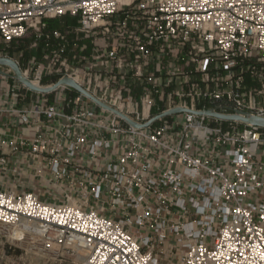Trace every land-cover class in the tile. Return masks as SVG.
Returning a JSON list of instances; mask_svg holds the SVG:
<instances>
[{
    "label": "built area",
    "instance_id": "obj_1",
    "mask_svg": "<svg viewBox=\"0 0 264 264\" xmlns=\"http://www.w3.org/2000/svg\"><path fill=\"white\" fill-rule=\"evenodd\" d=\"M66 15L105 40L84 88L106 106L8 108L48 120L27 154L53 200L0 189V237L75 264H264V0H0V39Z\"/></svg>",
    "mask_w": 264,
    "mask_h": 264
},
{
    "label": "rangeland",
    "instance_id": "obj_2",
    "mask_svg": "<svg viewBox=\"0 0 264 264\" xmlns=\"http://www.w3.org/2000/svg\"><path fill=\"white\" fill-rule=\"evenodd\" d=\"M47 30L30 31L24 38L12 43L0 39V58L13 60L22 74L42 87L55 84L63 77L78 81L83 87H94L95 76L99 68L105 65L103 54L105 40L83 33L79 30V18L64 16L50 22ZM58 31L59 37L53 32ZM0 71L7 72L8 82H19L15 68L9 64H0ZM12 76V77H10ZM72 92L76 90L72 88ZM153 113L158 108L152 109ZM159 124L156 122L155 125ZM11 239V238H10ZM11 245L0 237V264H71L68 254L63 261L45 258L35 251H27L22 244ZM83 261L77 262L81 264ZM75 264V263H72Z\"/></svg>",
    "mask_w": 264,
    "mask_h": 264
},
{
    "label": "crops",
    "instance_id": "obj_3",
    "mask_svg": "<svg viewBox=\"0 0 264 264\" xmlns=\"http://www.w3.org/2000/svg\"><path fill=\"white\" fill-rule=\"evenodd\" d=\"M53 20H48V24ZM2 73L8 75L7 72L0 71V157L7 158L8 163L4 165L5 168L0 163V189L34 191L42 200L52 201L48 190L41 189L36 160L27 154L28 146L36 137L37 126L46 127L48 120L44 117L36 119L29 114L30 122L24 123L21 116L8 111V108L15 106L18 109L30 110L37 104L64 103L66 100H73L79 92L75 89L76 93H73L71 87H61L47 93L38 92L20 81L11 84L7 80L8 77ZM14 91L17 92V97L13 95ZM73 107V104L67 107V112H71ZM11 143L18 147L17 153L13 152ZM13 168L18 171L14 172Z\"/></svg>",
    "mask_w": 264,
    "mask_h": 264
},
{
    "label": "water",
    "instance_id": "obj_4",
    "mask_svg": "<svg viewBox=\"0 0 264 264\" xmlns=\"http://www.w3.org/2000/svg\"><path fill=\"white\" fill-rule=\"evenodd\" d=\"M0 64H9L12 65L15 68V72L17 75L18 80L24 84L25 86H27L28 88L38 91V92H43V93H47V92H52L56 89H58L61 86H65L68 85L74 89H76L77 91L85 94L87 97L91 98L92 100H94L95 102H97L100 105L106 106L104 103H102L100 100H98V98H96L94 95H92L90 92H88L82 85H80L76 80H74L73 78L70 77H63L62 79L58 80L55 84L48 86V87H38V86H34L32 84V81L30 79H28L27 77H25L22 74V71L20 70V68L18 67V65L11 59H6V58H0ZM112 111L116 112L117 114H119L120 116L124 117L125 119L129 120L132 124L134 125H138L136 122L132 121L131 119H129L124 113L118 111L115 108H110ZM179 110L174 109V110H170L168 112H164L162 114H159L157 116H155L148 124L149 125L153 122H155L156 120H158L161 117H165L168 115H171L175 112H178ZM209 113V112H208ZM212 114V113H211ZM213 115L224 118V119H242L245 121H251L255 124L259 123V120L257 118L254 119H249V118H239L237 116H229V115H221V114H216L213 113Z\"/></svg>",
    "mask_w": 264,
    "mask_h": 264
},
{
    "label": "bare ground",
    "instance_id": "obj_5",
    "mask_svg": "<svg viewBox=\"0 0 264 264\" xmlns=\"http://www.w3.org/2000/svg\"><path fill=\"white\" fill-rule=\"evenodd\" d=\"M75 80V79H74ZM32 84L34 85V86H38V87H41L40 86V84L38 83V82H36L35 84L33 83V81H32ZM28 227H30V224L28 223V222H23L22 224H21V229H25V228H28ZM21 234H16V236L15 237H18V236H20ZM10 238L12 239V238H14V236L13 235H11L10 236ZM19 244H22V245H25L26 247H27V249L28 250H30V249H34L35 248V246L30 242V241H22V242H20ZM82 261H86V259L84 258V257H81L80 258Z\"/></svg>",
    "mask_w": 264,
    "mask_h": 264
},
{
    "label": "trees",
    "instance_id": "obj_6",
    "mask_svg": "<svg viewBox=\"0 0 264 264\" xmlns=\"http://www.w3.org/2000/svg\"><path fill=\"white\" fill-rule=\"evenodd\" d=\"M66 16H69V15H66ZM63 17H64V16H63ZM75 18H76V17H75ZM48 22H49V21H48ZM50 26H51V24L49 23V24H48V28H50Z\"/></svg>",
    "mask_w": 264,
    "mask_h": 264
}]
</instances>
